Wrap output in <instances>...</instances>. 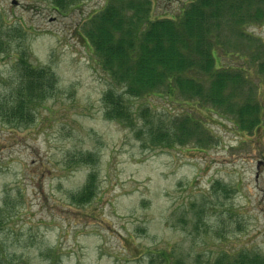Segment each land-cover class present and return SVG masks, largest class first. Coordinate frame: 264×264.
<instances>
[{
    "label": "rangeland",
    "instance_id": "obj_1",
    "mask_svg": "<svg viewBox=\"0 0 264 264\" xmlns=\"http://www.w3.org/2000/svg\"><path fill=\"white\" fill-rule=\"evenodd\" d=\"M190 1L153 0L150 16L175 17ZM106 2L0 0L1 38L19 30L0 49V101L16 85L20 58L54 75L32 123L0 118V260L163 264L160 253L170 250V264H206L239 250L264 256V18L243 26L255 43L226 28L241 50L222 58L242 66L234 97L258 104L260 125L243 131L200 100L155 92L130 99L149 113H135L130 127L105 115L102 96L113 84L79 34ZM186 115L199 137L159 145L141 133L150 118L168 124ZM87 153L94 159L78 161ZM89 173L94 196L77 204L70 196Z\"/></svg>",
    "mask_w": 264,
    "mask_h": 264
},
{
    "label": "trees",
    "instance_id": "obj_2",
    "mask_svg": "<svg viewBox=\"0 0 264 264\" xmlns=\"http://www.w3.org/2000/svg\"><path fill=\"white\" fill-rule=\"evenodd\" d=\"M78 1L54 0L59 8ZM152 2L107 0L81 26L80 36L113 84L102 96L105 115L133 127L135 113L144 116L149 113L148 108L133 109L130 99L165 92L169 97L176 94L185 100H200L221 114L232 115L240 130L252 131L260 125L262 112L258 104L248 100L240 102L234 97L236 89L244 83L242 66H225L222 58L241 50L239 45L231 44L224 32L226 28L237 37L246 36L249 43L259 41L246 33L243 26L247 22H262L264 0H191L175 17L150 16ZM12 31L19 33L14 28L5 31L2 38L0 33V49L11 42ZM17 65L19 76L7 96L9 99L0 101V118L15 126H27L32 123V106L49 94L54 75L22 58ZM190 121L188 115L168 124L153 122L150 118L141 133L149 136L152 144L172 141L181 144L199 137L197 126H192ZM93 159L87 153L78 161ZM94 193L95 175L89 173L81 189L70 197L77 204H85ZM171 254V250L160 253L165 258L163 264H170ZM0 264H3L1 260ZM206 264H264V256L255 251L222 252Z\"/></svg>",
    "mask_w": 264,
    "mask_h": 264
}]
</instances>
